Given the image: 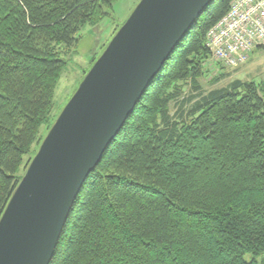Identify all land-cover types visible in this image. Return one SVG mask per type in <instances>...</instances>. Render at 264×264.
<instances>
[{"label":"trees","instance_id":"16d2710c","mask_svg":"<svg viewBox=\"0 0 264 264\" xmlns=\"http://www.w3.org/2000/svg\"><path fill=\"white\" fill-rule=\"evenodd\" d=\"M116 1L0 0V219L55 122L66 56ZM232 1L213 0L154 78L50 264H264V81L202 83L207 33ZM215 64L212 86L231 75Z\"/></svg>","mask_w":264,"mask_h":264},{"label":"water","instance_id":"95a60500","mask_svg":"<svg viewBox=\"0 0 264 264\" xmlns=\"http://www.w3.org/2000/svg\"><path fill=\"white\" fill-rule=\"evenodd\" d=\"M213 0H140L65 105L0 219V264H50L89 174Z\"/></svg>","mask_w":264,"mask_h":264},{"label":"rangeland","instance_id":"374dc122","mask_svg":"<svg viewBox=\"0 0 264 264\" xmlns=\"http://www.w3.org/2000/svg\"><path fill=\"white\" fill-rule=\"evenodd\" d=\"M139 2L140 0H117L113 5L112 16L105 18L97 26H87L81 32L78 44L66 56L67 65L56 89L54 109L56 119L85 77H83L84 71L87 69L89 71L92 67L90 66L91 59L97 56L98 58L100 57L116 34L113 35L115 28L121 27L125 23ZM209 68V72L202 79L206 90L226 85L234 79L262 82L264 81V47L256 49L247 64L236 69H229L231 75L214 86L208 82L218 73L217 66L213 60H211ZM42 131L46 136L48 132L46 131L47 133H45V127L42 128Z\"/></svg>","mask_w":264,"mask_h":264},{"label":"built area","instance_id":"2783aa9c","mask_svg":"<svg viewBox=\"0 0 264 264\" xmlns=\"http://www.w3.org/2000/svg\"><path fill=\"white\" fill-rule=\"evenodd\" d=\"M212 58L225 66L248 62L264 45V0H233L228 12L207 33Z\"/></svg>","mask_w":264,"mask_h":264},{"label":"bare ground","instance_id":"6f19581e","mask_svg":"<svg viewBox=\"0 0 264 264\" xmlns=\"http://www.w3.org/2000/svg\"><path fill=\"white\" fill-rule=\"evenodd\" d=\"M224 17H225V15H224ZM190 31V30H189Z\"/></svg>","mask_w":264,"mask_h":264}]
</instances>
